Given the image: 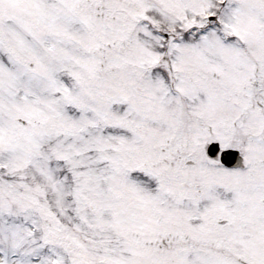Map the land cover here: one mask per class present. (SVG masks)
Here are the masks:
<instances>
[{"label":"snow or ice","instance_id":"6c2138e0","mask_svg":"<svg viewBox=\"0 0 264 264\" xmlns=\"http://www.w3.org/2000/svg\"><path fill=\"white\" fill-rule=\"evenodd\" d=\"M0 264H264V0H0Z\"/></svg>","mask_w":264,"mask_h":264}]
</instances>
